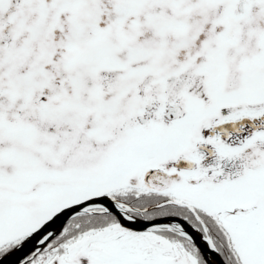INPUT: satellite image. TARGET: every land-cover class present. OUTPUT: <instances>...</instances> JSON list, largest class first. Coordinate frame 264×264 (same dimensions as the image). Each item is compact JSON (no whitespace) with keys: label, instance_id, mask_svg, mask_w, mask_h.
<instances>
[{"label":"snow or ice","instance_id":"1","mask_svg":"<svg viewBox=\"0 0 264 264\" xmlns=\"http://www.w3.org/2000/svg\"><path fill=\"white\" fill-rule=\"evenodd\" d=\"M0 264H264V0H0Z\"/></svg>","mask_w":264,"mask_h":264}]
</instances>
